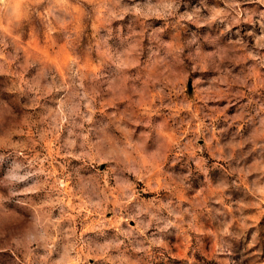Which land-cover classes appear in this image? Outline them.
Wrapping results in <instances>:
<instances>
[{
	"label": "clouds",
	"instance_id": "obj_1",
	"mask_svg": "<svg viewBox=\"0 0 264 264\" xmlns=\"http://www.w3.org/2000/svg\"><path fill=\"white\" fill-rule=\"evenodd\" d=\"M178 246L264 264V0H0V255Z\"/></svg>",
	"mask_w": 264,
	"mask_h": 264
},
{
	"label": "rangeland",
	"instance_id": "obj_2",
	"mask_svg": "<svg viewBox=\"0 0 264 264\" xmlns=\"http://www.w3.org/2000/svg\"><path fill=\"white\" fill-rule=\"evenodd\" d=\"M184 256V250L182 246H178L177 248V258L176 261H172L171 264H183V262H181L182 258ZM208 261H211V255H209L206 258ZM9 258L7 257V255H0V264H7ZM93 264H95V262H93Z\"/></svg>",
	"mask_w": 264,
	"mask_h": 264
}]
</instances>
